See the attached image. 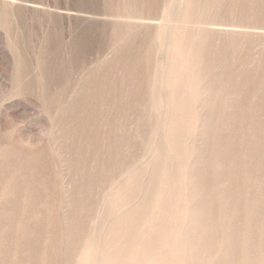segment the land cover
<instances>
[{
    "label": "rangeland",
    "instance_id": "obj_1",
    "mask_svg": "<svg viewBox=\"0 0 264 264\" xmlns=\"http://www.w3.org/2000/svg\"><path fill=\"white\" fill-rule=\"evenodd\" d=\"M251 27L264 0H0V264H79L97 221L103 264L154 262L164 230L172 264H226L256 156Z\"/></svg>",
    "mask_w": 264,
    "mask_h": 264
},
{
    "label": "bare ground",
    "instance_id": "obj_2",
    "mask_svg": "<svg viewBox=\"0 0 264 264\" xmlns=\"http://www.w3.org/2000/svg\"><path fill=\"white\" fill-rule=\"evenodd\" d=\"M142 20V19H141ZM153 22H150L151 24H154L155 26H157L158 28L161 27H170L171 25H177L178 24V18L177 17H170L168 16L164 22V26L162 24V22H158L157 19H153ZM157 20V21H156ZM166 25V26H165ZM212 26H215L214 28H216V26H231V25H222V24H217L214 23L212 24ZM233 27V28H232ZM234 27L237 28H242V29H246L248 27L245 26H231L232 29H234ZM180 28V27H178ZM177 28V29H178ZM250 28V27H249ZM254 29H260V30H264V28H256V27H251ZM166 29V28H165ZM176 29V30H177ZM217 29V28H216ZM219 29V27H218ZM221 29V28H220ZM223 29V27H222ZM228 31H221V32H226V33H239V34H249V32L247 31H242V29L238 30V31H234V30H229V28L227 27ZM179 30V29H178ZM256 31V30H255ZM264 32V31H263ZM255 33V32H254ZM264 35V33L261 32L260 33H256V35ZM178 39V38H177ZM174 47V46H173ZM171 47H169L168 50H170ZM164 49V48H163ZM176 52H179L178 50ZM160 54V53H159ZM176 55V54H175ZM178 55V53H177ZM192 55V54H191ZM189 57V56H187ZM163 57H161L162 59ZM176 58V57H175ZM188 59V58H187ZM184 61V60H183ZM176 63V62H175ZM190 66V65H189ZM185 68V67H184ZM260 73V72H259ZM162 77V76H161ZM167 78V77H166ZM167 80V79H166ZM174 80V79H173ZM176 80V79H175ZM162 83V81H161ZM167 83V82H166ZM169 83V81H168ZM174 83V81L172 82ZM192 83V82H191ZM154 84V83H153ZM164 84V83H163ZM170 84V83H169ZM170 84V88H171ZM163 86V85H162ZM257 88H258V98L256 100V105H257V110H258V137H257V141H256V156H255V160H254V170L253 172H250V168H249V162L245 163L244 166V175H243V182H242V197H241V219H240V229H239V233H237L236 235V239L234 241L233 240V236L234 233L232 231L228 232V243H225V247L227 244V248H226V264H264V75H262L258 81H257ZM152 87V85H151ZM188 87V86H187ZM155 87L153 88L154 91ZM158 89V88H157ZM189 90V89H188ZM173 92V90H172ZM151 93V92H150ZM162 93V92H161ZM176 93V92H175ZM177 95V94H176ZM182 98L183 95L185 94H181ZM178 96V95H177ZM161 97V96H159ZM168 97V96H167ZM173 98H175L173 96ZM179 98V97H178ZM180 98V99H182ZM161 99V98H159ZM158 99V100H159ZM184 99V98H183ZM173 100V99H172ZM175 100V99H174ZM160 101V100H159ZM181 102H184L182 100H180ZM190 101V100H189ZM153 102V101H152ZM164 102V101H162ZM169 102V101H168ZM177 101L175 100V103ZM159 103V102H158ZM161 103V101H160ZM162 104V103H161ZM160 104V105H161ZM179 104V101H178ZM167 105V103H166ZM173 105V104H172ZM181 105V104H180ZM191 105V104H190ZM255 105V106H256ZM171 106V105H170ZM172 107V106H171ZM189 107V105H188ZM193 107V106H192ZM157 175V174H156ZM122 183V182H121ZM120 183V186H121ZM119 185V184H118ZM176 188V187H175ZM146 190V189H145ZM10 192V191H9ZM10 194V193H9ZM171 194V193H170ZM164 194L161 192L160 198L159 199H163ZM182 197V196H181ZM173 201V200H172ZM175 201V200H174ZM150 202V201H149ZM180 202V201H179ZM178 202V203H179ZM161 203V202H160ZM182 203V202H180ZM179 203V204H180ZM161 205V204H160ZM169 205V203L167 204ZM175 202H174V207H175ZM182 206V205H181ZM171 207V206H170ZM169 208V207H168ZM174 209V208H172ZM182 209V207H181ZM180 209V210H181ZM171 209H169L168 213L167 210L164 213L163 216H165V220L166 217L169 219L173 232L174 230L177 229L178 227V222L180 220V216L179 214L176 213L177 209L172 210L174 211L175 215H171L172 211H170ZM154 211V210H153ZM160 213H157V215H159ZM162 214V212H161ZM160 214V215H161ZM172 216V217H171ZM99 217V216H98ZM159 217V216H158ZM99 219V218H98ZM158 219V218H157ZM144 220V219H143ZM154 221V227H157L158 222L157 220H153ZM168 220L164 221V223L161 225L163 226L165 224V222H167ZM168 221V222H169ZM146 222V221H145ZM183 222V221H182ZM99 223V224H97ZM162 223V222H161ZM160 223V224H161ZM101 224L100 221H97L92 229L91 232V237L89 238V242H88V246L86 249H83L82 253L80 254V259L79 264H103L102 262H100L98 260V257H96V255L98 254V249L100 247V232H101ZM146 225V223H144ZM150 224V223H148ZM182 224V223H179ZM10 225V224H9ZM159 226V225H158ZM148 227L150 228V226L148 225ZM152 227V226H151ZM162 228V227H161ZM148 229V228H147ZM169 229V228H168ZM167 229V230H168ZM142 230V229H141ZM152 230V229H150ZM149 230V232H150ZM216 230V229H215ZM6 231V230H5ZM158 231V230H157ZM3 232V231H2ZM166 230H164V236L165 239L163 237V241L162 244H164V248H166V250L162 253H159V257H157L155 259V261H151L150 264H172L171 262H173V258L175 257V255L170 256L168 253H170L171 251H174V254L179 253V247H178V243H177V236H172V239H170V237H168L166 233ZM9 233V232H8ZM142 233V232H141ZM151 233V232H150ZM154 233V232H153ZM161 233V232H160ZM224 233V232H223ZM144 234V233H143ZM155 234V233H154ZM15 235V234H14ZM217 235V234H216ZM144 236V235H143ZM13 237V236H12ZM141 237V236H140ZM2 238V237H1ZM16 238V237H15ZM14 238V239H15ZM142 238V237H141ZM140 239V238H138ZM212 239V238H211ZM227 239V237H225V240ZM1 240V239H0ZM5 240V239H3ZM8 240V239H7ZM139 241V240H138ZM149 241V240H148ZM7 242V241H5ZM4 242V243H5ZM226 242V241H225ZM3 243V244H4ZM10 243V242H9ZM7 243V244H9ZM15 243V242H14ZM151 243V242H149ZM171 243V245L169 246V244ZM217 243V242H216ZM11 244V243H10ZM6 245V244H4ZM3 245V246H4ZM218 245V243L216 244ZM149 246V245H148ZM151 246V244H150ZM149 246V247H150ZM168 246V247H167ZM219 246V245H218ZM221 246V245H220ZM219 246V247H220ZM2 247V246H1ZM145 247V246H144ZM152 247V246H151ZM212 247V246H211ZM8 248V247H7ZM15 248V247H14ZM224 248V247H223ZM218 249V247H217ZM8 250V249H7ZM152 250V248H151ZM157 249H155L156 251ZM147 251V250H146ZM212 251V249H211ZM218 251V250H217ZM225 251V249H224ZM114 252V251H113ZM216 252V251H215ZM12 253V252H11ZM147 253V252H146ZM154 253V252H153ZM214 253V251H213ZM217 253V252H216ZM221 253V252H220ZM224 253V252H223ZM155 254V253H154ZM114 255V254H113ZM157 256V254H155ZM11 256V255H10ZM115 256V255H114ZM117 256V255H116ZM169 256V257H168ZM210 256L211 253H210ZM215 256V255H214ZM111 257V256H110ZM213 257V256H212ZM220 257V256H219ZM15 258V257H13ZM154 258V257H153ZM161 258V259H160ZM225 259V258H224ZM106 258L104 259L105 262ZM110 260V259H109ZM116 260V259H115ZM154 260V259H153ZM219 261V260H218ZM217 261V263H218ZM112 262V261H111ZM140 262V261H139ZM138 263V262H137ZM185 263V262H184ZM119 264V263H118ZM143 264V262H142ZM145 264V263H144Z\"/></svg>",
    "mask_w": 264,
    "mask_h": 264
}]
</instances>
